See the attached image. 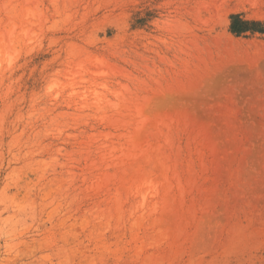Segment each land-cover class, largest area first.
Returning a JSON list of instances; mask_svg holds the SVG:
<instances>
[{
    "label": "rangeland",
    "instance_id": "obj_1",
    "mask_svg": "<svg viewBox=\"0 0 264 264\" xmlns=\"http://www.w3.org/2000/svg\"><path fill=\"white\" fill-rule=\"evenodd\" d=\"M0 264H264V0H0Z\"/></svg>",
    "mask_w": 264,
    "mask_h": 264
},
{
    "label": "trees",
    "instance_id": "obj_2",
    "mask_svg": "<svg viewBox=\"0 0 264 264\" xmlns=\"http://www.w3.org/2000/svg\"><path fill=\"white\" fill-rule=\"evenodd\" d=\"M237 25H239L238 26V28H236L235 26H237ZM245 25L246 24H244V23H240V22H237L236 20L234 21V24L232 25V31L234 32V33H241V32H243L246 28H244V29H242V27L244 26L245 27Z\"/></svg>",
    "mask_w": 264,
    "mask_h": 264
}]
</instances>
